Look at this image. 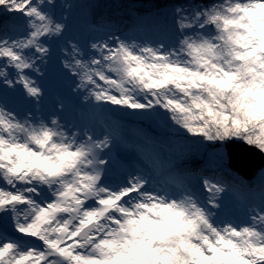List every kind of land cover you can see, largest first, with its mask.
Returning <instances> with one entry per match:
<instances>
[{
	"label": "snow or ice",
	"instance_id": "snow-or-ice-1",
	"mask_svg": "<svg viewBox=\"0 0 264 264\" xmlns=\"http://www.w3.org/2000/svg\"><path fill=\"white\" fill-rule=\"evenodd\" d=\"M57 7L0 0L14 14L0 24V264H264V168L230 185L188 166L195 150L225 167L232 142L264 156V0H184L163 38L92 20L83 44ZM59 41L73 119L63 99L41 114L33 79ZM13 95L34 107L17 111ZM121 110L159 115L177 136H140L126 165L108 116ZM225 195L242 219L221 216Z\"/></svg>",
	"mask_w": 264,
	"mask_h": 264
},
{
	"label": "rangeland",
	"instance_id": "rangeland-1",
	"mask_svg": "<svg viewBox=\"0 0 264 264\" xmlns=\"http://www.w3.org/2000/svg\"><path fill=\"white\" fill-rule=\"evenodd\" d=\"M183 2L184 0H151L147 2H134L130 0L129 1L128 0L126 1L125 0H57V4L59 6V13L61 14V16H67V10L70 9V8L65 9V8L60 7L61 4L67 3L71 5H78V9L76 10L77 13H75L78 18L73 21L74 25L77 28L83 27L82 21L89 19L87 15L93 14L97 7L98 8L101 7L102 11L107 12V16L109 17V19L107 17V21L110 20L112 17L119 18L117 16L118 14L121 15V14L126 13L129 15V13L133 11L136 7H144V9H141V11L140 12L138 11V13L141 16H145L147 18L150 17L149 19H151V21L153 22H157V24H161L160 26H157V27L159 30L162 31V33H164L162 36L165 35V26L167 23L165 20V14L171 13L172 5L183 3ZM136 14H137L136 12L130 13V15L133 17L136 16ZM13 19H14V14L13 15L6 14L3 12L2 9H0V24L7 23L11 25ZM117 22L118 21H112L111 23L114 24ZM139 23L141 22L137 20L132 21L130 25L127 26V29H125L122 33L124 35L145 37L146 33L145 34L136 33V32L129 33V30H131V27ZM63 59H64V56H63V53L60 51V49L58 51H54L48 64L43 67L45 71L42 69V72H45V74L47 75L45 77L42 75L33 76V79L37 81L38 85L44 91V98L39 106L41 110V114L43 115H44L45 110H48L47 101L53 98L52 96H53L54 91L52 87L54 86L57 87L58 85L62 83V79L64 75V69L62 67ZM41 77L43 78V81L39 82V78ZM44 79H46V81L48 82L51 81L52 84H54L52 87H50L51 89L48 87L43 88ZM126 114L129 116L133 115L132 112H126ZM147 114L151 116V118H148V121H149V124H147L148 129L146 128L147 134L149 136L153 137L154 140L156 141L159 140V142L164 141L162 140V138L164 137L168 139L175 138L174 136L175 132H173L171 126L165 124L163 117L156 116L155 114H152V113H147ZM222 151L224 154L223 164L225 165V167L223 168H226V169L221 172L220 171L221 168H218L216 163H213V164L205 163V157L202 151H201V154L197 155L195 154V150H194L193 156L189 159V160H192L196 158L199 161V168H197L196 166L195 169H193L194 175L199 176L201 172L206 171L210 176H213L214 178H217V179H222L230 185L232 184L233 179L239 181L242 178H244L241 172H238L235 169H230L228 167L227 165L228 157L226 154V149L224 148L222 149ZM262 168H264V166ZM244 170L247 171L248 169L244 168ZM193 182H195L196 184L195 179L193 180ZM196 186L199 191L198 184H196ZM225 197H227V199L230 202L223 204L224 202V199H223L221 209H225L226 206H232V210H235L236 209V204L234 203L235 200H233L230 195H225Z\"/></svg>",
	"mask_w": 264,
	"mask_h": 264
},
{
	"label": "water",
	"instance_id": "water-1",
	"mask_svg": "<svg viewBox=\"0 0 264 264\" xmlns=\"http://www.w3.org/2000/svg\"><path fill=\"white\" fill-rule=\"evenodd\" d=\"M134 2H147L151 0H130ZM228 164L238 170L245 177L251 176L264 166V156L255 149L249 148L240 142H232L226 146ZM247 168L248 170H244Z\"/></svg>",
	"mask_w": 264,
	"mask_h": 264
},
{
	"label": "bare ground",
	"instance_id": "bare-ground-1",
	"mask_svg": "<svg viewBox=\"0 0 264 264\" xmlns=\"http://www.w3.org/2000/svg\"><path fill=\"white\" fill-rule=\"evenodd\" d=\"M141 9H144V7H138V8L136 7L133 11H131V12H136L137 13L136 16H134V17L130 15V13H131L130 12L129 15L126 14V13L125 14H121V15L118 14L117 16L119 18L112 17L110 20H112V21H119V23H118L119 25L122 23V25H121L122 29H127V26H129L132 21L140 20L141 18H143V16H141L138 13V11L140 12ZM93 17L94 18H98L100 20L102 19V20H105L106 21L108 16H107V12H104L103 11L99 15H95L94 14ZM148 18H150V17H148ZM108 19H109V17H108ZM152 24H154V23H152ZM155 25L156 26H160L161 24H157V22H156ZM153 29L155 30L154 31V35L160 36V33H159L158 29H156V28H153ZM57 88L58 87H55V86L52 87L53 91H55ZM49 113H50L49 110H45L44 115L47 116ZM113 113L115 115L119 116L120 118H122V119H124V120L127 121V123L125 124V127L128 128V130L129 129L132 130L134 128V124H136V118H138V119L140 118L141 121L143 120V122H144V125H142L143 129H145V127L148 129V126H147V124H149L148 118H151V116L148 115L147 113H132L133 114L132 116L127 115L126 112H124L122 110L121 111H114ZM134 115L136 116V118H135ZM136 138L138 139L139 136L136 135Z\"/></svg>",
	"mask_w": 264,
	"mask_h": 264
}]
</instances>
